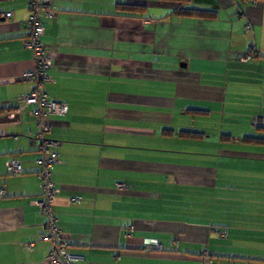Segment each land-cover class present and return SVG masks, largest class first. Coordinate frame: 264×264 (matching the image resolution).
<instances>
[{
	"label": "crops",
	"instance_id": "1",
	"mask_svg": "<svg viewBox=\"0 0 264 264\" xmlns=\"http://www.w3.org/2000/svg\"><path fill=\"white\" fill-rule=\"evenodd\" d=\"M49 1L46 149L29 0H0V264H46L52 218L75 264H264V0Z\"/></svg>",
	"mask_w": 264,
	"mask_h": 264
},
{
	"label": "built area",
	"instance_id": "2",
	"mask_svg": "<svg viewBox=\"0 0 264 264\" xmlns=\"http://www.w3.org/2000/svg\"><path fill=\"white\" fill-rule=\"evenodd\" d=\"M8 15L9 14H6V16ZM42 16L53 19L57 16V11L53 8L49 0H29V14L26 20V25L30 30V34L28 40L24 41V45L33 52L35 67L33 70L25 72L23 78L35 81L36 87L29 95L20 96L19 101L24 103H38L39 110L36 114V118L39 121L40 131L35 134V139L41 140L43 147L47 149L49 147L52 148L55 145L53 141L43 137V134L48 131V126L44 123V120H46L48 116H64L67 113L68 106L63 102L49 100L41 91V88L45 84L52 82L51 76L47 73L52 66V60L47 55L45 46L42 42V37L44 35ZM243 59L247 60V58ZM4 118L5 117L1 118V120ZM256 124L264 127V120L259 119L256 121ZM56 160L57 155L54 152H49L48 156L39 161V163L44 166L41 175L42 178H45L46 175L49 174V171ZM7 171L12 174H20L21 167L16 160H12L7 163ZM117 187L123 188L124 186L118 185ZM45 190V196L47 197L54 196L56 193L55 185L51 181H46ZM40 205L41 207H45L43 202ZM46 228L50 229L52 236L56 238V243L53 245L52 250L46 258V264H75V258L67 250L68 246L63 240L62 230L58 225L57 219L52 218ZM160 245L159 241L146 242L145 244L148 248L151 247L155 250L159 249ZM28 246H31V244Z\"/></svg>",
	"mask_w": 264,
	"mask_h": 264
},
{
	"label": "trees",
	"instance_id": "3",
	"mask_svg": "<svg viewBox=\"0 0 264 264\" xmlns=\"http://www.w3.org/2000/svg\"><path fill=\"white\" fill-rule=\"evenodd\" d=\"M176 2H180V3H184V1H187V0H175ZM116 6L119 8V9H124V10H131V9H134L136 10L137 12L139 11H143V9L145 8L144 7V4H131V5H128V4H125L124 5V2L123 3H118L116 4ZM205 11H200V10H195V9H192V8H186V7H179L178 9V14L181 15V16H189V17H197V16H201V15H204ZM251 56H248V59H250ZM245 61H247L246 59H243ZM179 135L181 136H185V137H191V138H200L203 136L202 133H198V132H185V131H181L179 133ZM221 139L222 140H228V136H221ZM64 240V239H63ZM65 241V240H64ZM225 259L227 260H232V261H241L240 258H237V257H226Z\"/></svg>",
	"mask_w": 264,
	"mask_h": 264
},
{
	"label": "rangeland",
	"instance_id": "4",
	"mask_svg": "<svg viewBox=\"0 0 264 264\" xmlns=\"http://www.w3.org/2000/svg\"><path fill=\"white\" fill-rule=\"evenodd\" d=\"M117 1H120V0H117Z\"/></svg>",
	"mask_w": 264,
	"mask_h": 264
}]
</instances>
